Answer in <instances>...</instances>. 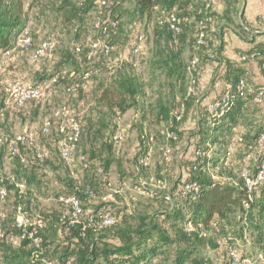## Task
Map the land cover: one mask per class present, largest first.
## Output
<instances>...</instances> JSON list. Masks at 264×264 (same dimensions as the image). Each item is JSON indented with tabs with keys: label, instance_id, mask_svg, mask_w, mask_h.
I'll return each mask as SVG.
<instances>
[{
	"label": "rangeland",
	"instance_id": "1",
	"mask_svg": "<svg viewBox=\"0 0 264 264\" xmlns=\"http://www.w3.org/2000/svg\"><path fill=\"white\" fill-rule=\"evenodd\" d=\"M23 1L30 46L28 49L16 47L9 54L0 55V183L7 191L6 198L0 199L3 231L12 228L16 207L21 205L31 218L43 221L47 232L50 215L57 216L63 211L58 198L72 194L76 186H82L88 179L100 192V199H90V202L98 204L103 200L105 208L109 207L116 216L127 214L129 220L140 214L152 215L179 203L176 193L189 177L194 146L198 141L196 133L204 114L203 106L197 103L222 86V75L219 76L218 70L215 76L206 78L205 85L198 82L196 95L189 93L191 78H198L197 69H200V64L194 70L190 68L192 56L201 57L203 51L205 55L206 48L196 47L195 34L197 22L206 14L213 17L207 28L208 49L213 48V44L218 46V41L213 40H218L216 30L223 17L212 6V1L196 0L184 37L180 45L172 49L175 53L168 49L164 34L158 36L156 15L150 19L140 17L133 0H117L113 9H94L86 13L78 8V0H72V6H62V0ZM111 18H117L112 29L108 28ZM101 28L107 30L106 41L111 42L110 56L100 54L98 49L87 62H73L75 55L83 57L89 54L93 44L98 48L104 41ZM42 42H51L53 49L44 58H34L33 54ZM134 48L138 52L132 55ZM205 59L203 56L202 61ZM93 64L101 65V69L80 79L84 68ZM76 65L80 66L78 71ZM119 73L136 75L143 87L135 104L120 114L125 136L117 142L115 118L118 114L102 105L99 95ZM55 74L60 76L57 82L49 83ZM14 80L43 83L45 97L15 107L4 89ZM75 81L80 83L78 88L69 90L70 83ZM247 84V93L263 87L253 86L248 78ZM184 102L193 105L188 114L173 124L179 135L171 144L172 156L168 161L163 155L168 144L164 136L167 125L157 114L161 107L171 109ZM64 112L65 116H62ZM71 118L79 123L82 133L74 151V161L67 166L59 152V142L64 134L58 131V126L64 119L68 130L67 121ZM46 120L51 123L50 132L39 137L45 157L34 161L33 167H24L9 153L7 143L16 135L40 130ZM235 122L230 129L220 131L214 143L201 142L200 148L206 149V157L210 159L203 172L212 180L239 187L243 153L252 145L258 132L264 133V104L248 101L236 115ZM142 136L145 138L140 141ZM149 136L153 141L148 140ZM227 142L230 143L229 150ZM141 154L147 157L146 168L138 163ZM106 159L109 162L107 174L102 178L95 168L102 166ZM250 163L254 169L256 160L251 159ZM159 178L165 182L163 185L156 183ZM165 193L169 194L170 200L163 199ZM254 200L264 207V192L258 190ZM252 214H248V210L229 209L218 230L210 227L204 230L210 243L202 254L213 264H231V247L245 264H264V233L260 228L263 218ZM67 235L65 228L60 230L50 252L59 248L61 242L66 243ZM1 242L15 248L18 240L12 233H3ZM2 258L0 249V264Z\"/></svg>",
	"mask_w": 264,
	"mask_h": 264
},
{
	"label": "trees",
	"instance_id": "2",
	"mask_svg": "<svg viewBox=\"0 0 264 264\" xmlns=\"http://www.w3.org/2000/svg\"><path fill=\"white\" fill-rule=\"evenodd\" d=\"M116 1L112 0L110 5L101 6L98 0H78L77 6L83 13L94 9L105 11L113 9ZM133 2L136 13L140 17L150 19L156 15L155 23L159 31L157 32L158 36L164 34L168 42L167 47L170 52H173L172 49H176L184 37L188 20L192 16L195 8L196 0H133ZM65 5L72 6V0H62V6ZM162 11L166 13L174 12L178 17L180 33L177 36L178 41L175 44L172 42L171 31L158 23ZM111 19L116 23L117 18ZM26 20L23 0H0V55L7 51H13L16 48L15 43L26 27ZM108 28L112 29L109 25ZM104 40L106 41V36H104ZM106 42L109 46L111 45L109 39ZM196 47L199 49L206 48L205 55H203L204 51L201 52L198 64L201 63L200 59L203 60V56L206 58L205 61L210 59V55L212 54H217L218 56V52L221 49L219 45L213 49L212 53L206 52L208 42L205 46ZM263 52L251 51L242 53V55H254L257 57V63L260 66L259 57ZM87 56L88 54H85L83 57L75 55L73 62L78 60L79 62L82 61V63H85L90 59ZM214 60H218V58L214 57ZM225 64L226 71L223 75L225 88L216 100H220L222 96L227 94L231 98V103L222 115L209 112L206 108L207 106H203L204 114L202 115V122L199 124L196 133L198 141L194 146V157H192L190 164L191 170H189V177L182 183L179 192L176 193L177 198L180 199L179 203L176 202V204L171 205V208L168 206L163 210L154 212L152 215L140 214L132 220H129L127 214L121 213L120 216L114 214L116 221L113 225L102 229H95L93 226H88L85 229L84 235H81V223L68 226L66 222L60 220L61 214L65 210L64 206L60 203L63 211L57 216L50 215V230L46 232L43 228L41 232L43 241L40 245H35L27 237L21 238V231L14 224L12 228L6 229V232L3 231L1 225L0 241L3 233H12L18 240L17 247L15 248H10L1 242L0 249L3 254L2 264H47L48 262L51 264H66V262H69V264H213L210 258L202 254V250L207 248L210 243L209 238L203 232L209 227L218 230L222 225V219L229 209L238 208L246 210L242 206V201L246 199L247 193L241 177V184L237 187L229 183L212 180L203 172V169L210 159L206 157V149L200 148V143H214L220 131L233 127L236 123V115L242 111L248 101L255 102L254 97L258 91V88H254L249 93L245 92L243 95L240 94L237 91V87L242 78L247 81L246 69L241 64H234L229 61H226ZM100 67L101 65L98 64L86 66L82 71L80 79H83L85 74L99 71ZM75 68L78 71L80 66L76 65ZM192 69L194 70V68ZM55 75L58 78L60 77L57 74ZM194 78L197 80L196 76ZM70 84V86H75L80 83L79 81H75ZM197 84L199 85L198 80ZM142 87L143 84L136 75L132 73H119L111 83L107 84L101 90L99 102L115 115L118 114L117 116H120V114H123L135 104ZM181 104L184 107L181 116L183 117L188 114L193 104L185 102ZM178 105L171 109L161 107L157 114L160 120H165V124L167 125L166 129L172 130L176 134L175 140H167L168 144L166 146L170 149L168 159H166L168 161H170L172 156L171 144L177 140L179 135L173 125L177 121L172 115L173 109ZM262 134L264 133L261 131L258 132L252 145L243 153L242 162L247 154L255 151L257 140ZM143 137L140 141L143 140ZM226 145L229 150L230 143L227 142ZM197 151L202 152V154L197 155ZM32 153L30 149L23 152L24 155L30 158L29 164L23 163L20 156H14V158L24 167H33L34 161L41 160L32 158ZM142 157L145 156L141 154L138 160ZM108 164V159H106L104 164L100 166L102 171L100 175L102 178H106ZM97 168H95L96 172ZM256 168L257 161L255 168H252L253 172L256 171ZM160 180L163 181V179ZM189 184H194L195 189L187 187ZM258 190L264 192V184ZM88 191L92 192V196H89ZM174 191H176V188ZM99 193V190L95 188L92 180L88 179L82 186H76L72 194L82 201L84 210L96 213L106 206V202L103 200H99L98 204L90 202V199L98 198ZM168 195L167 193L164 194L163 199L165 201L170 200V196ZM86 205L88 209H85ZM249 213L263 218V223L260 228L264 233V207L257 204L254 198L249 202ZM63 228L68 231V235L65 238L66 243L61 242L59 248L56 247L50 252V247L57 239L58 232ZM229 240L231 238H228ZM229 248L231 249V247ZM55 253L58 254L55 256ZM229 260L231 264H235L231 261L230 257Z\"/></svg>",
	"mask_w": 264,
	"mask_h": 264
},
{
	"label": "built area",
	"instance_id": "3",
	"mask_svg": "<svg viewBox=\"0 0 264 264\" xmlns=\"http://www.w3.org/2000/svg\"><path fill=\"white\" fill-rule=\"evenodd\" d=\"M99 5L108 6L112 3V0H98ZM213 22V17L210 14L204 15L197 22V30L195 34L196 46L202 47L206 45L207 40V28ZM159 25L165 26L172 33V42L175 44L178 41V34L180 33L179 20L177 15L174 12H161V16L158 20ZM261 24L264 26V14L261 17ZM110 27H115L116 23L114 21H110L108 23ZM107 30L105 28L101 29V35L106 36ZM30 46V38H29V28L26 26L21 32L16 47H20L23 49H28ZM91 51L89 52L87 58H91V56H95L98 53V49L100 54L109 57L111 48L104 40L101 44L96 47L93 44ZM53 49V44L51 42H42L38 49L33 54L34 58H44L46 55ZM78 50V48H77ZM12 51L4 52L3 55H7ZM138 52L137 48L131 50V54L134 55ZM260 70L264 76V52L260 55ZM241 61L245 62H257V57L254 55L245 56L241 55ZM199 62V57L197 55H193L190 68H194ZM1 64V62H0ZM247 76V70L245 72ZM88 76V74H85ZM58 80V76H52L49 79V83L54 84ZM79 84L75 86H70L69 90L75 91L78 88ZM247 81L242 78L239 81L237 91L240 94H244L247 90ZM5 91L8 93L9 100L15 107L23 106L27 102H38L45 97V86L43 83H29L22 80H14L8 82L5 85ZM199 91L197 80L195 78H191L190 81V89L189 93L191 95H196ZM264 100V86L258 89L256 95L254 97V101L257 103H262ZM231 103V98L229 95L225 94L221 97L220 100H214L213 102L206 105L207 110L209 112L216 113L218 115H222L228 108ZM184 107L182 104L175 107L172 111L173 118L176 121L181 119L183 114ZM59 113V112H57ZM62 116H65V112L62 113ZM68 120V119H67ZM68 130L67 126H65V121L62 119L60 125L58 126V131L64 134L63 140L59 142V152L62 161L67 165L71 166L74 161V151L77 147L78 141L81 136V128L79 123L71 118L68 121ZM116 136L115 141H121L125 136V128L123 126L122 117L117 116L116 118ZM51 123L49 120L43 122L40 130H34L33 132H29L26 134H19L14 136L11 140L8 141L7 147L9 153L14 156H20L21 161L25 164H29L30 158L23 154L27 150H32L31 157L36 160H42L45 157L44 150L39 142V137L42 134H47L50 132ZM164 136L166 140H175L176 134L169 129H166L164 132ZM148 140L153 141V137L149 136ZM170 153V149L168 146H165L163 155L168 159V155ZM197 155H201L202 152L197 151ZM81 159L84 160L85 157L81 156ZM251 159H255L257 161L256 171L253 172L251 166ZM138 163L142 167H147V157H142L138 160ZM97 172L100 174L101 168H97ZM240 177L243 180L244 188L247 193L246 199L242 201V206L246 210L249 208V202L254 198L255 193L258 191L259 187L264 184V134H262L257 140V146L255 151L247 154L246 158L243 161ZM156 183L163 185V181L158 179ZM20 187H23L20 185ZM187 187L191 189H195L194 184H189ZM89 196H92V192H87ZM7 191L6 188L0 183V199L4 200L6 198ZM58 201L64 206L65 210L61 214L60 220L66 222L68 226H74L75 224H82L81 226V235H84L85 229L88 226H93L95 229H102L107 226H111L116 221V216L113 211L108 207L100 210L99 212L92 213L91 211L84 210L82 201L75 196L74 194L62 195L58 198ZM14 225L21 231V238L27 237L32 240L35 245H40L43 241V237L41 232L44 228V223L40 218H31L25 209L19 205L16 207V217L14 220ZM264 230V227H263ZM0 237H1V223H0ZM229 257L231 261L235 264H245V260L241 259L233 250L229 248ZM249 262V260H246ZM47 264H51L48 262ZM69 264V262H66Z\"/></svg>",
	"mask_w": 264,
	"mask_h": 264
},
{
	"label": "crops",
	"instance_id": "4",
	"mask_svg": "<svg viewBox=\"0 0 264 264\" xmlns=\"http://www.w3.org/2000/svg\"><path fill=\"white\" fill-rule=\"evenodd\" d=\"M219 16L222 14V21L217 28L218 46L221 49L217 54L210 55V59L202 62L200 69H197L198 82L202 86L206 83V78L215 76L219 70L222 75V86L215 89V93H208L199 103L206 106L216 100L225 88L223 75L226 71V61L234 64H241L247 70V77L255 87L264 86V76L260 70L259 63L241 61V55L245 52L264 51V26L261 24V17L264 14V0H211ZM26 15V14H25ZM26 17V16H25ZM213 48L206 52L212 53ZM3 55V54H2ZM217 57L218 60H214ZM214 72V73H213ZM264 102L261 103L263 105ZM147 193V192H146ZM149 195L152 192L147 193Z\"/></svg>",
	"mask_w": 264,
	"mask_h": 264
}]
</instances>
